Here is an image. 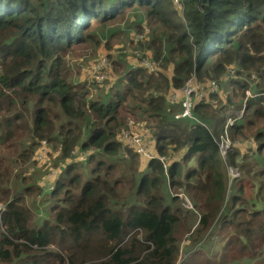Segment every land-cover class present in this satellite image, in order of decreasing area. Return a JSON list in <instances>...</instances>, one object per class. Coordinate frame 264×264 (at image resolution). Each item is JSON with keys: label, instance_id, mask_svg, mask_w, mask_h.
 I'll return each mask as SVG.
<instances>
[{"label": "trees", "instance_id": "obj_1", "mask_svg": "<svg viewBox=\"0 0 264 264\" xmlns=\"http://www.w3.org/2000/svg\"><path fill=\"white\" fill-rule=\"evenodd\" d=\"M182 2L0 0V264H177L182 244L195 250L215 227L221 264L264 255V0ZM129 14L152 25L114 59L119 79L64 74L74 45L104 39L110 55ZM213 79L183 117L172 95ZM129 118L157 157L119 140ZM45 144L60 155L37 180Z\"/></svg>", "mask_w": 264, "mask_h": 264}, {"label": "rangeland", "instance_id": "obj_2", "mask_svg": "<svg viewBox=\"0 0 264 264\" xmlns=\"http://www.w3.org/2000/svg\"><path fill=\"white\" fill-rule=\"evenodd\" d=\"M131 12H133V11H131ZM139 13L142 14V11H139ZM132 18H133V16H130V14H129L128 18L121 20L120 22L115 24L114 28L119 29V30L115 31V34L111 35L109 37V39L107 40V41H110L111 46H112V53L110 55L106 53L105 47H107V45H106L107 42L104 39H102L101 43L97 46L90 44L89 41H84L81 44L74 45L65 57V63L63 66L64 74L68 78L74 77V79H79L81 81H87L88 78H92L91 82L96 83V81L93 78L97 75L95 65L97 64V62L100 58L104 57L106 59L108 58V60L110 61V64H111L110 69L108 71L109 77L107 79H105L106 82L109 83V82L114 81L117 78L119 79L125 64L122 63V65H119V63H115L114 59L119 60L117 58H118L120 52H122L121 54H123L125 56L127 55L126 53H130V46H131L130 41H131V39L137 38L138 33H140L139 29L142 26L146 27L145 31L141 32V34H140L142 40L144 41L147 38V36L149 35L148 27H151V25H152L151 23H150L151 25L148 24L149 23L148 22L149 17H147V16L143 17V19H142L143 21H141V23H140L141 25L138 23L137 20H132ZM146 23H147V25H146ZM109 27H111V24L108 26V28ZM120 48H123V50H119ZM132 52H134V50ZM143 62H142V64H143ZM232 69L233 68L230 69V76L231 77H232V72H231ZM114 71H115V73H114ZM233 77H234V75H233ZM212 81H216L218 84V87H219V81L222 82L223 80H219V81L215 80V79L210 80L209 82L199 86L198 90H197V86H196L195 87L196 91H197L196 95L199 94L200 97L203 96L207 92V90L209 89L208 84ZM91 82H87L89 92L91 90L90 95L93 96V95L99 94V92H101V91L99 89L97 91H95L94 90L95 86L92 85L94 83H91ZM203 86H205V87H203ZM193 87H194V85H193ZM183 88L180 91V95H176V94L172 95L173 99L180 98L181 108H182V101H183V97H184ZM221 90H223V88H221ZM221 94H223V93L221 92ZM128 120H129L128 121V127L131 126L129 131H134V132L140 133V134H141V132L146 133L144 131H140L141 128H139L133 122L132 118H129ZM124 130H127V129H124ZM121 132L119 133V135L121 134ZM147 137L148 136H145V140ZM124 143L126 145L130 146L129 143H126V142H124ZM59 155L60 154L58 153V151L52 150L51 148L48 147L47 144L39 147L37 153L34 156V158L36 160V164L34 163L31 166L32 170H35L37 168L39 169L37 174L36 173L32 174L34 176V179L39 180L38 176L42 178V177L46 176L47 172L50 169L55 168L57 165V159L55 160L54 157H57ZM170 157L171 156H169V158ZM234 170H236V169L234 168ZM76 172H82V169L80 167H78ZM229 173L232 174L230 172V168H229ZM235 176H238V174H236ZM229 188L231 189V184H230ZM228 194H229V192H228ZM179 197L181 198L182 203L185 207H187L189 209L194 208L193 206L191 207V205H192V203L190 202L191 200H189L186 195H184L183 193H180ZM188 201L191 203V205L188 204ZM24 203H25V205H27L29 207H31L32 205H36V203H37L38 207H41V204L38 203L37 201L35 203V201H33V199H31V197H29V199H25ZM216 235H218V230H216V227H215V229H213L210 232V235L204 239V242L201 245L197 246V248L195 250L191 249V248H187L188 245L182 244V247L180 249V254L178 257L179 260L182 259L181 264H190L194 259H199V258L208 260V264H221L220 258L218 257V253L220 252V249H221V243L219 242V238ZM182 254H186V255L189 254L188 257L186 256L188 259L186 257H184V255H182ZM226 264H264V255L262 257H258V258L253 259V260L244 259V260H240V261L229 262Z\"/></svg>", "mask_w": 264, "mask_h": 264}, {"label": "built area", "instance_id": "obj_3", "mask_svg": "<svg viewBox=\"0 0 264 264\" xmlns=\"http://www.w3.org/2000/svg\"><path fill=\"white\" fill-rule=\"evenodd\" d=\"M174 2L178 7H182V4H183L182 0H174ZM143 65L150 66V64L147 61H144ZM110 66H111V64H110V61L108 60V58L106 59V58L102 57L98 60L97 64L95 65L97 75L95 77H93L97 83H100L109 77L108 71L110 69ZM152 70H154V67L151 66V71ZM231 72H232V76H233L235 71L232 69ZM217 88H218V84L216 81H212L209 83V89L208 90H210L211 92H214L215 90H217ZM183 91H184V97H183V101H182L181 115L185 118H191L193 105H194L193 98L196 95V90H195V87H193V85H192V80H189L186 83L185 87L183 88ZM247 94H248V96H251L250 91H247ZM242 114H243V111L238 114L239 117H241ZM234 120L235 119H230L228 121L226 128L228 127V125L233 124ZM130 128H131V126H129V129L123 130L121 132V134L119 135V140L122 142L129 143L132 148H134L139 154H142L143 157H145V158H151L152 159L154 157H157L156 155H153L151 152L148 151V149L144 143L145 136H147V134L143 133V132H141V134H140V133H136L134 131H129ZM219 146H220L221 154L223 156H226V153L231 149V141L229 139L227 131H225L224 136H222V140H221ZM160 159L163 161L164 166L167 167L166 162H165L167 160V158L161 157ZM229 168H230V172L232 173V174H230L232 178L237 177V176H235L236 174L239 175V173L235 167L234 168L236 170H234L233 167H229ZM188 204L191 205V203L189 201H188ZM191 207H192V205H191ZM4 211H5V205L3 203H0V220L2 218V214L4 213ZM182 255H184V257L187 256L186 254H182ZM181 262H182V259L178 260L177 264H180Z\"/></svg>", "mask_w": 264, "mask_h": 264}, {"label": "crops", "instance_id": "obj_4", "mask_svg": "<svg viewBox=\"0 0 264 264\" xmlns=\"http://www.w3.org/2000/svg\"><path fill=\"white\" fill-rule=\"evenodd\" d=\"M152 153V152H151ZM153 154V153H152ZM153 155H155V154H153ZM178 262V261H177ZM181 264V263H180Z\"/></svg>", "mask_w": 264, "mask_h": 264}]
</instances>
